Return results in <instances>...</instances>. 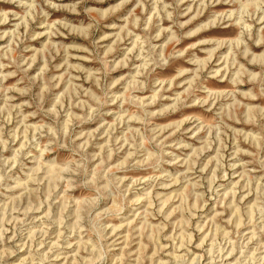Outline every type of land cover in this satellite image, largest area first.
<instances>
[{"label": "rangeland", "instance_id": "374dc122", "mask_svg": "<svg viewBox=\"0 0 264 264\" xmlns=\"http://www.w3.org/2000/svg\"><path fill=\"white\" fill-rule=\"evenodd\" d=\"M0 264H264V0H0Z\"/></svg>", "mask_w": 264, "mask_h": 264}, {"label": "bare ground", "instance_id": "6f19581e", "mask_svg": "<svg viewBox=\"0 0 264 264\" xmlns=\"http://www.w3.org/2000/svg\"><path fill=\"white\" fill-rule=\"evenodd\" d=\"M219 94V93H218ZM194 154V153H193ZM233 167V166H232ZM181 238V237H180ZM189 240V239H188ZM179 250V249H178Z\"/></svg>", "mask_w": 264, "mask_h": 264}]
</instances>
